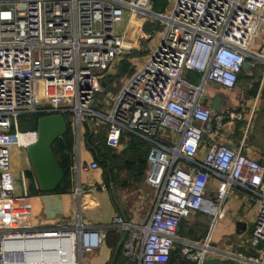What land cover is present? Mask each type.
Returning <instances> with one entry per match:
<instances>
[{
    "label": "built area",
    "instance_id": "obj_1",
    "mask_svg": "<svg viewBox=\"0 0 264 264\" xmlns=\"http://www.w3.org/2000/svg\"><path fill=\"white\" fill-rule=\"evenodd\" d=\"M263 4L171 0L156 10L152 0H0V264H80L81 251L97 247L110 227L126 234L122 252L128 264H168L177 242L182 259L201 264L213 250L209 239L179 238V224L192 211L222 216L234 184L259 198L250 233L256 254L245 260L264 264V164L224 143H212L197 157L204 124L221 120L201 101L205 83L231 89L246 59L264 58V46L252 50L239 36ZM161 22L152 49L148 29ZM132 50L145 53L105 111V99L98 98L101 79ZM190 71L200 74L197 83L187 78ZM20 113H61L76 136L94 119L107 125L111 147L119 146L124 133L149 140L145 180L157 194L148 219L134 224L114 215L97 225L80 218L61 225L26 223L16 206L28 197L27 176L15 171L12 149L22 154L37 130L20 129ZM163 130L171 143L160 140ZM98 167L95 159L78 161L70 172ZM211 176L218 179L214 196L206 193ZM85 187L78 181L72 189L80 195ZM18 240L28 242L27 254H17Z\"/></svg>",
    "mask_w": 264,
    "mask_h": 264
},
{
    "label": "crops",
    "instance_id": "obj_2",
    "mask_svg": "<svg viewBox=\"0 0 264 264\" xmlns=\"http://www.w3.org/2000/svg\"><path fill=\"white\" fill-rule=\"evenodd\" d=\"M241 34L252 50L264 46V4L254 12L247 29H242ZM248 60L250 67L247 69L242 67L235 87L228 89L214 82L207 84L205 102L212 106L214 96L221 97L219 111L212 107L214 114L219 115L221 120L218 123L215 117H212L204 124V136L198 150V158L203 157L212 143H224L264 164V58L249 57ZM188 73L191 76L199 74L192 71ZM103 127L105 139L107 127ZM92 132L90 127H82L80 135L72 134L73 142L71 149L68 150L70 188L66 191H40L33 174L32 177L27 175V172L31 171L30 168L21 164L25 162L23 160H26V157L21 153L15 154V171L23 170L27 176L28 197L20 203L21 208L16 206L17 210L23 209L26 223H33L35 226L61 225L80 218L84 223L97 225V223H107L114 215H122L134 224H142L148 219L157 194V189L145 180V172L149 164L147 154L152 147L151 142L135 134L125 133L121 136L118 147L108 146L104 142L114 153L128 152L132 147L140 145L144 146V153L140 151L132 155L131 162L125 160L123 169L120 166L117 168L112 160V165L109 162L107 168L102 171L99 162L103 158L100 149L102 143L95 140L90 144L88 136L92 135ZM93 135L100 136L96 132ZM134 138H138L142 143L139 144ZM160 140L166 143L172 142L161 136ZM107 158L110 156L107 155ZM94 159L99 162L98 168L86 172L74 169L72 173L70 172V166L78 161L89 162ZM119 169L121 170L118 175L116 171ZM78 181L86 184L80 195H76L72 189ZM217 186L218 179L211 176L207 183V195L214 196ZM257 208L258 198L245 187L234 184L228 189L223 201L222 216L215 218L207 214L211 217L210 224H201L198 215L202 212L192 211L181 221L178 237L199 241L209 239L213 250L208 256L220 257L221 264L229 259L245 260L248 256H239L232 251L231 248L235 243L228 239L235 230L238 231L237 235L249 231L251 233ZM102 246L81 251L80 264H107L111 249L107 246V249L103 250ZM180 247V243L177 242L174 251L179 258L168 264L193 263L188 258L184 259L186 263L181 262L182 257L178 253ZM97 248L100 250L98 251Z\"/></svg>",
    "mask_w": 264,
    "mask_h": 264
},
{
    "label": "rangeland",
    "instance_id": "obj_3",
    "mask_svg": "<svg viewBox=\"0 0 264 264\" xmlns=\"http://www.w3.org/2000/svg\"><path fill=\"white\" fill-rule=\"evenodd\" d=\"M170 2V0H167V4ZM167 4H165L167 6ZM165 6V7H166ZM157 9H161V8H157ZM165 12H168V9L165 10ZM125 24V19L122 20L120 23L117 24V29L121 30L123 28ZM163 26V22H161L159 25H157L156 27H150L148 29L149 32L152 33V36L150 38V41L152 43V49H154L158 42H159V36H157V34L155 33L156 30L161 29ZM241 37V39H244V35H239ZM151 50L148 51V53H150ZM142 53L145 52H141V53H136L132 54L130 56H127L124 61L122 62L123 67L122 68H117V66H112L110 69L111 75H113V77H111L110 81H106L103 83L102 85V92L99 93L98 98L102 99L104 98L106 101V105L104 106V110L108 111L109 110V106L110 103L115 95V92L121 87V85L123 84V82L128 78V76L133 72V70L135 69L136 64L138 65L140 62L138 61L139 58H142L141 55H143ZM138 56H140L138 58ZM122 56L118 55L115 58V64L116 62H118L120 60ZM193 73V72H192ZM187 78L190 79L191 81H193L191 79L190 76L187 75ZM209 83H213L212 81H207L205 84V92L201 98V101L203 103H206V88H207V84ZM33 113H20L17 117V122L19 124V128L23 129V125L27 126L30 124L31 122V117L33 116ZM67 119V116H65ZM88 122V124L83 125V127H90L93 130V134L99 133L100 136H98L97 138L101 139V151H102V156L103 158L100 161V165L102 168V171H104L109 162L110 165H112V160L114 161V164L117 168H119V166L121 167V169H123V167H125L124 165V161H128L131 162L132 161V155H136V153H139L141 151V153H144V146H138V147H133L132 149H130L128 152H119V153H114L112 149H110L108 146H106V142L104 139V127L103 126H107V125H98L97 123H95L94 119H87L86 120ZM95 131V132H94ZM72 133V131H71ZM73 134V133H72ZM166 135V131L163 130L161 133V137H164ZM100 139H98L100 141ZM135 141H138L139 144H141V140H139L138 138H134ZM98 141V142H99ZM97 142V140H96ZM105 142V143H104ZM61 150V149H59ZM59 152V151H58ZM111 154H114L113 156H111ZM23 156H26V160H23L25 162L21 163L22 166L24 165L25 167L30 168V164L27 158V154L25 150H22V154ZM58 155L60 156V154L58 153ZM107 155L110 156V158H107ZM149 154H147V159H148ZM14 164H15V160H14ZM109 165V166H110ZM117 170L116 172L120 173V170ZM259 199V198H258ZM257 211L255 213V217H256ZM199 222L201 224H210L211 221V217L208 216L207 214H199ZM254 217V220H255ZM2 220V219H1ZM253 220V223H254ZM3 221V220H2ZM99 224V223H97ZM101 224V223H100ZM56 225V224H55ZM60 225V224H57ZM253 226V225H252ZM216 228V227H215ZM237 232L235 230V232L229 237L231 242L235 243L234 247L231 248L232 251H235L237 253V255L239 256H250L253 254H256V250L255 248L251 245L250 242V231L248 233L245 234H240L237 235ZM126 234L123 230L118 229V228H107L106 229V235L105 237L102 239V242L99 245H103V250L107 249V246L111 249V256L109 259V262L107 264H121V261H123L124 264H128V258L123 254L122 252V242H123V238H125ZM236 239V240H235ZM98 247V246H97ZM96 248V247H95ZM97 250L99 251L100 249L97 248ZM179 253V252H178ZM177 253V254H178ZM232 257L235 258V256L231 255ZM112 258L114 259V262H112ZM182 258H184L182 256ZM238 258V257H237ZM230 263H234V264H253L251 262L245 261V260H239V259H229L227 260V262L225 261L224 264H230ZM131 264V263H129Z\"/></svg>",
    "mask_w": 264,
    "mask_h": 264
},
{
    "label": "water",
    "instance_id": "obj_4",
    "mask_svg": "<svg viewBox=\"0 0 264 264\" xmlns=\"http://www.w3.org/2000/svg\"><path fill=\"white\" fill-rule=\"evenodd\" d=\"M242 67H250L248 59L243 62ZM220 102L221 97L215 95L211 105L216 111L220 109ZM36 130V140L25 148L30 170L40 191H53L62 181L64 171L56 158L52 143L66 132L67 122L61 113L39 115ZM221 261L220 257L212 256L205 258L201 264H221Z\"/></svg>",
    "mask_w": 264,
    "mask_h": 264
},
{
    "label": "trees",
    "instance_id": "obj_5",
    "mask_svg": "<svg viewBox=\"0 0 264 264\" xmlns=\"http://www.w3.org/2000/svg\"><path fill=\"white\" fill-rule=\"evenodd\" d=\"M152 3H153V7L156 9V10H163L165 9V4H167V0H152ZM157 8H161V9H157ZM136 53H139L137 52L136 50H132L130 53H128L127 56H130L132 54H135ZM126 56V57H127ZM124 57L120 63H119V68H122L123 67V64L122 62L124 61V59L126 58ZM194 72V71H192ZM197 73V72H196ZM188 76L191 77V79L193 80V82L197 83L199 81V78H200V74H194V76H191L189 75L188 73ZM111 77H113V75H108V76H105L101 79V85H103L104 82H106L107 80L110 81L111 80ZM103 88V87H102ZM38 114H34L32 117H31V122L29 125L27 126H22L23 127V131L25 130H29V129H36L37 127V118H38ZM71 127L69 126V123H67V130L66 132L57 137L53 143H52V148H53V151L56 155V158L60 164V166L62 167L63 171H64V176H63V179L62 181L59 183V185L56 187V191L57 190H61V191H66L70 188V181H69V177H68V158H69V151L71 149V146H72V142H73V136H72V133H71ZM90 139H89V142L90 144H93L95 142V140H98L100 138H97L98 136L97 135H90L88 136ZM101 141V140H100ZM99 141V142H100ZM98 142V143H99ZM136 147V146H135ZM133 148V147H132ZM61 149V150H59ZM59 151V152H58ZM58 153L60 154V156L58 155ZM100 162V161H99ZM27 175L29 177H32V173L31 171H28L27 172ZM183 220V219H182ZM181 220V221H182ZM181 225V222L180 224ZM179 257H177L175 255V251H173L172 255H171V258H170V261L173 262V260H176L178 259ZM112 262H114V259L112 260ZM170 262V263H171ZM181 262L182 263H186L184 261V259H181ZM121 264H124L123 261H121ZM188 264H191V263H188ZM194 264V263H192Z\"/></svg>",
    "mask_w": 264,
    "mask_h": 264
},
{
    "label": "bare ground",
    "instance_id": "obj_6",
    "mask_svg": "<svg viewBox=\"0 0 264 264\" xmlns=\"http://www.w3.org/2000/svg\"><path fill=\"white\" fill-rule=\"evenodd\" d=\"M22 137H23V140L27 139V137H24V136H22ZM12 151L14 154H16V153L20 154V151H18V148L15 146L13 147ZM79 228L80 227L78 226V229ZM16 249L18 250L17 254H23V253L27 254L28 253V251H27L28 242L26 240H18L17 244H16Z\"/></svg>",
    "mask_w": 264,
    "mask_h": 264
}]
</instances>
